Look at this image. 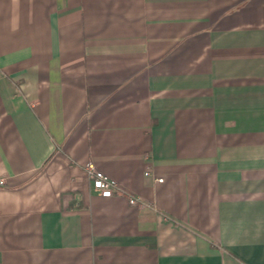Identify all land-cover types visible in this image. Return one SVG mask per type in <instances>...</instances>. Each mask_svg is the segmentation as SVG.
I'll list each match as a JSON object with an SVG mask.
<instances>
[{
    "label": "crops",
    "instance_id": "0c3cea01",
    "mask_svg": "<svg viewBox=\"0 0 264 264\" xmlns=\"http://www.w3.org/2000/svg\"><path fill=\"white\" fill-rule=\"evenodd\" d=\"M0 179V264H264V0H0Z\"/></svg>",
    "mask_w": 264,
    "mask_h": 264
},
{
    "label": "built area",
    "instance_id": "2783aa9c",
    "mask_svg": "<svg viewBox=\"0 0 264 264\" xmlns=\"http://www.w3.org/2000/svg\"><path fill=\"white\" fill-rule=\"evenodd\" d=\"M84 170L92 187L100 195L111 196L125 194L124 189L114 179L98 169L93 161H88L87 163H85ZM158 180L161 181L162 178L159 177ZM3 182V179H0V184H2ZM128 201L131 204L140 203L138 197L133 195L128 196Z\"/></svg>",
    "mask_w": 264,
    "mask_h": 264
}]
</instances>
